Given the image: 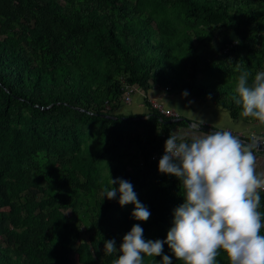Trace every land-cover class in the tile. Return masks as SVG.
Returning a JSON list of instances; mask_svg holds the SVG:
<instances>
[{"label":"trees","instance_id":"1","mask_svg":"<svg viewBox=\"0 0 264 264\" xmlns=\"http://www.w3.org/2000/svg\"><path fill=\"white\" fill-rule=\"evenodd\" d=\"M236 31L212 53L216 33ZM244 70L264 71V0H0V264H113L105 241L119 248L136 223L165 240L185 193L151 158L185 123L146 100L144 115L118 113L125 92H188L235 121ZM111 177L133 185L147 221L106 198Z\"/></svg>","mask_w":264,"mask_h":264},{"label":"clouds","instance_id":"2","mask_svg":"<svg viewBox=\"0 0 264 264\" xmlns=\"http://www.w3.org/2000/svg\"><path fill=\"white\" fill-rule=\"evenodd\" d=\"M250 77L249 71L240 72L236 103L242 116L264 124V71L251 82ZM201 125L199 120L176 128L165 141L159 172L176 177L185 193L166 239L146 241L136 223L119 248L114 239L105 241L107 254L119 253L113 264H143L144 257H161L160 264H172V257L162 255L165 244L181 264H217L221 252L229 264H264V213L258 210L264 170L257 171L254 154L259 145L242 143L228 130L202 132ZM110 184L111 189H105L108 200L119 194L121 207L134 206V220L149 219L151 213L129 181L111 177Z\"/></svg>","mask_w":264,"mask_h":264},{"label":"crops","instance_id":"3","mask_svg":"<svg viewBox=\"0 0 264 264\" xmlns=\"http://www.w3.org/2000/svg\"><path fill=\"white\" fill-rule=\"evenodd\" d=\"M144 100L148 101L150 105L151 102L161 104L165 109L175 113L177 120L179 117L180 121L185 123L184 126L175 125L171 131L176 128H187L189 124H197L200 120L202 127L212 128L216 131H231L242 143L249 144L255 141L259 145L257 149H254L258 163L257 171L264 170V125L248 121L244 116L233 121L226 110L210 99L195 98L188 92L166 91L157 86L145 92L140 89L136 91L128 104H122V107H119L118 113L130 115L133 118L137 115H144L148 112Z\"/></svg>","mask_w":264,"mask_h":264},{"label":"rangeland","instance_id":"4","mask_svg":"<svg viewBox=\"0 0 264 264\" xmlns=\"http://www.w3.org/2000/svg\"><path fill=\"white\" fill-rule=\"evenodd\" d=\"M232 34H233V36H234V35H236V36H240V35H241V33H240L239 31H236V32H234V33H233V32H230L229 34L225 35L224 37H223L222 35H219L218 33H216V34H215V39H214V40H216L217 43L215 44L212 53L217 52V50L220 48V46H222V45H224V44H227V43L230 41V38L233 37ZM204 56H205V55H204ZM155 103H156V102H155ZM122 104H123V102H122ZM158 104H159V103H158ZM160 105H161V104H160ZM161 106H162V105H161ZM172 120L177 121V119H174V118H173ZM65 213L68 214L69 211H65ZM81 230H83V228H82ZM69 262H70V264H77L75 254H71L70 259H69Z\"/></svg>","mask_w":264,"mask_h":264},{"label":"built area","instance_id":"5","mask_svg":"<svg viewBox=\"0 0 264 264\" xmlns=\"http://www.w3.org/2000/svg\"><path fill=\"white\" fill-rule=\"evenodd\" d=\"M134 89H135V88H134ZM135 91H136V90H135ZM135 91H133V92H135ZM133 92H131V90H127V91L125 92V98L123 99V103H124V104H127V103L130 102V99H131V96H132V93H133ZM151 103H152L153 108H156L157 110H159L160 113H163V114H165V115H167V116L177 117L175 113H173V112L170 111V110H166V109H164L163 106H161L160 104L155 103V102H151ZM174 119H177V118H174ZM163 155H164V153H163V154H161V153H155V154H153V156H152L151 159H152V160L161 159V157H162ZM260 193H263V194H264V190H261Z\"/></svg>","mask_w":264,"mask_h":264},{"label":"water","instance_id":"6","mask_svg":"<svg viewBox=\"0 0 264 264\" xmlns=\"http://www.w3.org/2000/svg\"><path fill=\"white\" fill-rule=\"evenodd\" d=\"M106 117L116 119L115 117H111V116H106ZM174 122H175V120H169V121H167L168 124L174 123ZM200 130L201 131H206V132L216 131V130H213L212 128H205V127H202V126H201V129Z\"/></svg>","mask_w":264,"mask_h":264}]
</instances>
